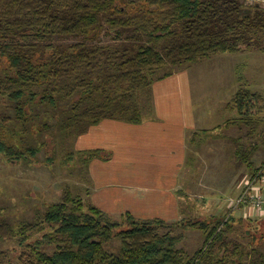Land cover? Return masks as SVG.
Returning <instances> with one entry per match:
<instances>
[{"label":"trees","instance_id":"16d2710c","mask_svg":"<svg viewBox=\"0 0 264 264\" xmlns=\"http://www.w3.org/2000/svg\"><path fill=\"white\" fill-rule=\"evenodd\" d=\"M263 1L0 0V62L7 69L0 78V95L11 103L15 121L24 128L36 108L56 110L61 106L66 115L59 130L73 131L74 138L104 120L140 124L152 102L153 83L175 72L154 76L156 71L216 54L261 48ZM105 28L126 34L128 41L98 44ZM60 38L80 40L70 45L53 43ZM263 101L261 95L239 89L230 105L237 113L231 124L251 126L257 116L250 109L259 114ZM39 151L31 147L20 150L0 135V154L11 163L25 161ZM78 155L86 164L110 157L102 150ZM246 166L258 180L263 179L264 166ZM247 207L240 203L236 208ZM236 208L219 216L168 224L160 219H136L130 213L114 219L90 201L66 194L46 207L38 223L18 230L0 223V243L15 239L26 249L20 264H264V259L244 261L236 248L230 252L226 237L234 224L246 219L235 216ZM178 226L200 231L204 249L189 256L177 247L179 236L158 232ZM40 234V239L29 243ZM45 247H53V251L47 253Z\"/></svg>","mask_w":264,"mask_h":264},{"label":"rangeland","instance_id":"374dc122","mask_svg":"<svg viewBox=\"0 0 264 264\" xmlns=\"http://www.w3.org/2000/svg\"><path fill=\"white\" fill-rule=\"evenodd\" d=\"M260 4L264 7V1ZM79 40L60 38L53 43L70 45ZM127 41L126 34L107 28L97 40L103 46ZM260 46L264 47V40ZM261 48L216 54L179 68L168 65L156 71L154 76L179 69L188 71L194 93L195 115L210 129L217 131L218 125L236 118V110L230 105L239 89L246 88L261 95L264 100V49ZM6 72V65L0 62V78ZM60 105H65V102ZM260 106L259 114L253 108L250 109L257 117H253L251 126H246L245 142H242V137L241 141L237 140L236 134L230 143H205L198 150L197 165L191 166L192 171L188 176L191 180L187 181L188 188L185 189L189 200L186 197L183 199L180 221L226 214L231 207H237L236 202L247 182H256V186L264 189V177L258 180L246 166L249 163L255 169L264 166V103ZM60 108H36L35 113L29 116L30 123L24 128L15 121L11 103L0 95V135L3 139L18 145L20 150L40 148L27 160L12 163L0 154V223L6 222L15 230L42 221L46 207L60 202L66 194L80 197L84 202L89 201L88 164L78 155V152L83 151L73 131L66 134L59 130L66 115L62 111L63 106ZM75 130H79L78 126ZM211 149L216 151L210 153ZM239 156H246L247 159H238ZM261 170L264 174V168ZM238 210L236 208L235 216L238 218L243 215L246 219L234 224L232 232L227 235L229 250L232 252L236 248L243 253L244 261L259 263L264 259V215L256 214L249 207ZM173 223L176 222L168 224ZM158 232L160 235L170 232L173 236H179L177 247L185 250L189 256L205 246V238L198 230L178 226ZM41 235L34 236L29 243L33 244ZM117 244L115 242L114 245ZM25 250L15 239L0 243V264H20V256ZM44 250L51 253L53 247H45Z\"/></svg>","mask_w":264,"mask_h":264},{"label":"crops","instance_id":"0c3cea01","mask_svg":"<svg viewBox=\"0 0 264 264\" xmlns=\"http://www.w3.org/2000/svg\"><path fill=\"white\" fill-rule=\"evenodd\" d=\"M179 70L153 83L142 123L104 120L78 137L81 151L110 155L107 161L94 158L88 163V195L114 219L130 213L141 220L177 222L184 201L180 192L188 195L198 150L205 143H230L236 134L237 140L246 141L245 124L227 120L214 131L196 117L189 73Z\"/></svg>","mask_w":264,"mask_h":264},{"label":"built area","instance_id":"2783aa9c","mask_svg":"<svg viewBox=\"0 0 264 264\" xmlns=\"http://www.w3.org/2000/svg\"><path fill=\"white\" fill-rule=\"evenodd\" d=\"M256 185V182L253 184L247 182L236 204L243 203L257 214H262L264 213V195H262V189Z\"/></svg>","mask_w":264,"mask_h":264}]
</instances>
